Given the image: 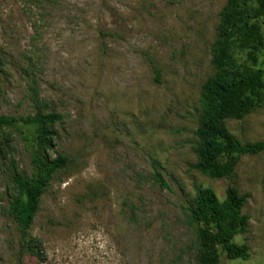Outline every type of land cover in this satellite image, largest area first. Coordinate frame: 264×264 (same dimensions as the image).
Returning <instances> with one entry per match:
<instances>
[{"label":"rangeland","instance_id":"1","mask_svg":"<svg viewBox=\"0 0 264 264\" xmlns=\"http://www.w3.org/2000/svg\"><path fill=\"white\" fill-rule=\"evenodd\" d=\"M228 0H0V114H57L53 176L24 238L9 213L10 159L34 175L17 130L0 157V264H201L187 226L196 187L247 195L233 242L264 264V152L212 180L198 162L200 96ZM154 66L160 73L157 82ZM242 145L264 142V102L225 121ZM3 131L0 130V140ZM156 170L169 188L156 182ZM32 242V251L27 247Z\"/></svg>","mask_w":264,"mask_h":264},{"label":"trees","instance_id":"2","mask_svg":"<svg viewBox=\"0 0 264 264\" xmlns=\"http://www.w3.org/2000/svg\"><path fill=\"white\" fill-rule=\"evenodd\" d=\"M220 19V38L213 50V67L218 72L202 88L196 133L200 141L196 149L198 162L191 166L212 180L233 177L242 156L264 152V142L244 146L225 126L226 120H240L264 102V0H228ZM154 71L159 82L156 66ZM62 119L57 114H0V157L4 148L12 153L10 134L6 132L9 129L19 131L32 150V177L20 171L15 158L10 159L16 194L9 213L26 239L53 176L68 163L63 156L51 159L47 155L55 136L48 126ZM156 182L169 188L158 170ZM196 192L195 207L186 222L198 238L200 263L222 264L221 253L229 260H247L250 248L233 240L248 230V218L242 214L248 196L229 188L220 201L211 189L197 186ZM32 245L27 242L30 251Z\"/></svg>","mask_w":264,"mask_h":264}]
</instances>
